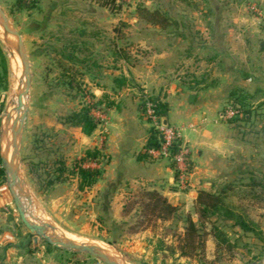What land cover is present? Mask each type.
I'll list each match as a JSON object with an SVG mask.
<instances>
[{
	"label": "rangeland",
	"instance_id": "obj_1",
	"mask_svg": "<svg viewBox=\"0 0 264 264\" xmlns=\"http://www.w3.org/2000/svg\"><path fill=\"white\" fill-rule=\"evenodd\" d=\"M33 1L0 0V7L22 36L30 62L31 82L27 96L22 97L27 106V115L20 146L19 168L25 182L23 205L25 208L32 207L34 211L36 209L35 212L41 217L35 219V222L48 224L58 232L61 231L62 235L79 242H104L115 249L122 264H264V0H169L166 7V10L173 8L188 15L182 18L171 17L168 29H174L175 22L188 25L195 21L198 26L205 25L203 15L207 16L211 26H217L218 22L220 26L217 29L211 27L213 30L208 34L193 35L200 49L176 65V78L200 89H224L227 100L237 93L251 111L248 123H236L234 162L236 166L241 164L237 166L234 177L214 178L215 187L205 191L213 194L223 191L221 197L225 207L232 211L236 221H244L249 225L251 231L247 233L239 229H228L226 226L229 222L224 224L216 220L219 215L210 216L201 223L195 214V206L193 209L179 210L176 217L170 220L149 223L141 205L144 191L138 188L131 190L127 197V210H123V217H128V224L108 225L107 214L110 212L105 215L102 210L91 208L89 196L80 189L78 191L79 187L76 188L79 183L77 167L86 164L80 162V158L74 154L73 141L76 138L73 132L78 127L65 121L82 106H92L95 102L88 90V82L84 81L86 78L77 68L68 64L63 66L64 62L58 59L57 51L47 52V35L42 37L41 32L44 19L40 0L30 8ZM138 3L139 0H120L115 6L118 5L119 10L128 11L129 14V11L138 9ZM149 8L152 6L149 5ZM217 9L219 17L215 16ZM190 10L198 12L197 18H190ZM130 15L126 17L127 21ZM70 21L69 26L74 25L73 20ZM112 25L116 27L119 23ZM53 36L50 41L55 48H58L59 37L63 41L69 38L66 33L59 35L54 32ZM174 36L181 37L176 33ZM0 46L7 60L6 89L0 91V135L5 127L7 130L4 148L11 137L13 116L17 114L18 104L15 105L14 101L23 92L24 85L19 81L14 82L7 52L10 49L5 39L0 40ZM129 47H133L130 49L132 55L144 57L150 53L143 45ZM18 63L20 65L19 58ZM18 76L22 78L23 74L19 73ZM142 98L150 97L144 95ZM229 107V103L225 102L222 109L225 112ZM92 110L90 115L93 118ZM63 166L65 170L60 172ZM259 167L260 171H257ZM190 175L191 170V190ZM180 191L187 193L189 189L186 192ZM221 214L226 216L224 211ZM0 215V229L15 236L25 234L24 237L35 239V235L23 226L18 217L6 187V175L0 179ZM187 215L194 219L200 233H205L204 250L195 251L192 258L180 254L177 240L178 235L183 234L184 218ZM211 222L223 227L213 230ZM213 231L218 236V242L210 235ZM221 238H226L230 244L219 245ZM237 238L239 243L233 244ZM35 241L48 245L38 238ZM60 262L102 264L89 254L71 251H65Z\"/></svg>",
	"mask_w": 264,
	"mask_h": 264
},
{
	"label": "crops",
	"instance_id": "obj_2",
	"mask_svg": "<svg viewBox=\"0 0 264 264\" xmlns=\"http://www.w3.org/2000/svg\"><path fill=\"white\" fill-rule=\"evenodd\" d=\"M119 1L40 0L44 19L41 32L42 37L47 35V52L57 51L63 66L77 68L97 104L92 110L95 128L91 134L74 128V154L81 159L88 150L99 152L98 159L86 161L82 167L99 170L101 178L80 191L89 196L93 210L100 209L105 215L110 212L107 224L111 226L129 223L123 210L134 188L157 192L179 210H189L200 191L215 187L214 178L234 177L241 164L236 166L234 162L237 140L235 129L224 117V89H200L174 75L176 65L200 49L193 35L208 34L220 27L219 22L211 26L203 15L205 25L198 26L191 20L192 24L175 22L174 29L163 30L142 19L137 9L129 11L127 21L128 11L115 6ZM168 2L139 0L138 6L159 10L170 18L188 16L177 9L166 10ZM196 12L190 10V18H197ZM70 19L74 25L69 26ZM115 22L119 23L116 27L112 25ZM54 32L69 36L64 41L58 38V48L50 41ZM175 33L181 37H175ZM138 44L150 53L144 57L132 55L133 47L129 46ZM144 95L166 105L163 119L177 130L181 144L189 150L192 188L188 187L187 193L180 191L172 163L165 158L152 159L146 152L149 128L143 118ZM24 236L0 229V264H61L65 251Z\"/></svg>",
	"mask_w": 264,
	"mask_h": 264
},
{
	"label": "trees",
	"instance_id": "obj_3",
	"mask_svg": "<svg viewBox=\"0 0 264 264\" xmlns=\"http://www.w3.org/2000/svg\"><path fill=\"white\" fill-rule=\"evenodd\" d=\"M37 0L31 3L30 8L35 6ZM140 17L147 21L152 26H157L163 30L169 28L171 26V19L166 14L161 13L159 10L148 11L142 6H138L137 9ZM6 75H7V60L0 46V91L6 89ZM73 79L69 82H72ZM64 85H68L64 83ZM80 91L77 92L79 94ZM152 102L155 104V113L161 117L166 118L167 115V107L165 104L160 102L158 99L151 98ZM227 102L229 105L237 112L235 117L228 119V123L233 126L234 129L238 127L236 125L237 122L248 123L251 119V111L248 107L243 103L237 93L231 95ZM97 104L94 103L92 106H82L78 111H75L67 118L65 123H69L74 127H78L81 129L82 133L85 135L91 134L93 129L95 128V122L90 115V111L92 108H96ZM159 146L157 133L149 128V140L146 146V150L156 149ZM174 153V152H173ZM100 157V154L97 150H88L85 152L84 156L80 159V162H86L90 160H96ZM247 167V166H246ZM60 172H63L64 166L59 169ZM260 171V167L257 169ZM77 175L79 177L78 187L80 190L85 187L92 186L98 179L101 178V172L99 170H92L88 168H83L81 165L77 167ZM5 173L3 168H0V179L4 177ZM224 193L219 192V194H213L205 191H200L195 200V214L198 215L201 223H204L210 216L219 215L216 219L217 221H221L222 223H230L226 227L230 230L239 229L241 232H249L251 231L249 225L244 221H236L233 213L230 209L225 207L223 198L221 194ZM141 202H143L142 208L145 211V216L147 220L150 222H154L156 220L166 221L176 217L179 209L177 207L172 206L167 202V200L162 197L157 192H144L142 196ZM127 203L125 204L124 210H127ZM226 212V216H223L221 212ZM220 215H222L220 217ZM148 223V224H149ZM213 226V230L218 229V224L216 222H211ZM114 226V225H113ZM220 227H223L221 225ZM219 227V228H220ZM235 232V231H234ZM236 234V233H235ZM211 236L218 242V236L213 232L210 233ZM204 234L200 233V229L197 224L192 220L190 215H187L184 218L183 225V234L178 235V248L180 254L182 256L192 258L194 257V252L199 250H204ZM220 243V244H219ZM219 245L227 244L230 242L225 238H221L219 241ZM239 238L233 241V244H238ZM187 250L190 252L188 253Z\"/></svg>",
	"mask_w": 264,
	"mask_h": 264
},
{
	"label": "water",
	"instance_id": "obj_4",
	"mask_svg": "<svg viewBox=\"0 0 264 264\" xmlns=\"http://www.w3.org/2000/svg\"><path fill=\"white\" fill-rule=\"evenodd\" d=\"M0 26L4 30V32L9 37V40L14 44L15 48L17 49L20 60H21V73L26 76V88H25V95L27 96L30 82H31V73H30V62L29 57L27 55L22 36L14 27V25L9 21L6 14L0 7ZM263 43H261L262 47ZM195 95L189 96V102H193ZM23 107L22 113L14 122V133H13V149L11 152L10 157H7V149L6 147L3 148V143L5 144V133L6 127L4 132L0 135L1 142H0V162L2 164V168L6 175V187L9 190L11 195L13 204L17 210L18 217L23 224V226L33 235H35V239H41L46 244L59 248L64 251H71L77 253H86L89 254L96 259H98L102 264H117L113 259L105 256L99 249L93 246H89L87 244H75L72 242H63L59 238L52 239L50 238L47 233L50 231H55V228L42 223H33L30 221L25 213V209L23 207L22 197H23V185L25 182L20 173L19 168V153H20V146L21 140L24 130V122L27 115V106L23 105L22 97H18V108L21 109ZM163 125H167V121L162 119ZM3 135V136H2Z\"/></svg>",
	"mask_w": 264,
	"mask_h": 264
},
{
	"label": "built area",
	"instance_id": "obj_5",
	"mask_svg": "<svg viewBox=\"0 0 264 264\" xmlns=\"http://www.w3.org/2000/svg\"><path fill=\"white\" fill-rule=\"evenodd\" d=\"M129 1V0H127ZM143 118L148 128L153 129L158 136L159 146L156 149L146 150L152 159H168L177 175L178 186L185 191L189 187V173L191 170V162L189 158L188 148L181 144L180 136L177 130L168 125H163L161 117L155 113V104L151 98L142 100ZM236 111L229 107L224 117L231 119L235 117ZM174 152V153H173Z\"/></svg>",
	"mask_w": 264,
	"mask_h": 264
},
{
	"label": "bare ground",
	"instance_id": "obj_6",
	"mask_svg": "<svg viewBox=\"0 0 264 264\" xmlns=\"http://www.w3.org/2000/svg\"><path fill=\"white\" fill-rule=\"evenodd\" d=\"M4 37V38H3ZM5 39V42L8 46V48L10 50H8V57L10 59V64H11V68H12V75H13V79H14V82H20V84L23 86L24 85V89H23V92L21 93V95H19L18 97H23V95H25V88H26V81L24 82V77L26 79V76L23 75L22 78H19V73L20 72V66H21V60H20V56H19V53L17 51V49L15 48V46L13 45V43L9 40V37L7 36V34L4 32V30L2 28H0V40H4ZM18 58H19V61H20V65L18 63ZM10 68V69H11ZM18 84V83H17ZM19 85V86H21ZM19 86H16L17 88ZM21 88V87H20ZM13 93V92H12ZM25 97V96H24ZM16 100V99H15ZM16 104H18V99L16 101ZM22 103H23V100H22ZM24 105V103H23ZM13 107H14V104H13ZM23 111V107L21 109L17 108V114L13 116V123L15 122V120L19 117V115L22 113ZM15 112V111H14ZM8 121V120H7ZM13 128H14V125H13ZM11 128V137H9V140L8 142L6 143V149H7V157L9 158L10 155H11V152H12V146H13V133H14V129ZM7 131V130H6ZM7 133V132H6ZM10 134V133H9ZM8 134V135H9ZM7 141V140H6ZM26 189V188H25ZM24 196V195H23ZM30 196V195H29ZM28 197V195H27ZM26 198V197H25ZM24 199V197H23ZM30 199V198H29ZM28 200V199H27ZM24 202V201H23ZM34 203V202H33ZM36 203V202H35ZM25 204V203H24ZM31 204V203H30ZM24 209H25V213H26V216L27 218L32 221L33 223H36L35 222V219H41V217L39 216V214L36 211H34V209L32 207H29V208H25V206L23 205ZM28 209V210H27ZM47 222V221H46ZM61 232V231H60ZM60 232H58L57 230L53 231V232H48L47 235L54 239L55 237L56 238H59L60 240H62L63 242H72V243H75V244H87L89 246H93V247H96L97 249H99L105 256L113 259L115 262H117V264H122L120 262V260L117 258L116 254H115V249H113L112 246L108 245V244H105L104 242L101 243V242H79L76 241L74 238L72 237H69V236H64V234L62 235Z\"/></svg>",
	"mask_w": 264,
	"mask_h": 264
}]
</instances>
